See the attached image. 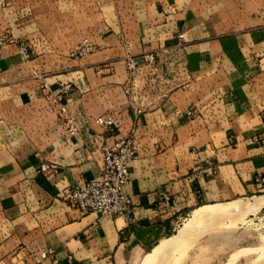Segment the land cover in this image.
Returning a JSON list of instances; mask_svg holds the SVG:
<instances>
[{"label": "crops", "instance_id": "obj_1", "mask_svg": "<svg viewBox=\"0 0 264 264\" xmlns=\"http://www.w3.org/2000/svg\"><path fill=\"white\" fill-rule=\"evenodd\" d=\"M257 24L221 41L185 39L171 12L163 14L161 28L135 24L126 35L134 55L158 51L169 64L166 54L182 48L174 62H181L183 72L160 79L156 95L139 81L153 75L129 78L120 71L125 61L116 35L98 36L97 53L73 73L83 83L61 93L57 81L42 91L56 100L48 103L46 135L16 151L0 138V264H34L33 255L43 252L49 257L42 264H132L195 209L263 195L264 16ZM128 86L131 96L123 93ZM61 106L89 118L78 135L66 134ZM20 108L31 117L13 126L38 129L40 107ZM187 110L198 115L177 114ZM105 115L114 118L113 129L93 122ZM9 122L0 127L12 128ZM131 133L139 148L125 187L132 200L129 219L71 208L65 193L99 177L100 145ZM165 193L170 203L158 208Z\"/></svg>", "mask_w": 264, "mask_h": 264}, {"label": "rangeland", "instance_id": "obj_2", "mask_svg": "<svg viewBox=\"0 0 264 264\" xmlns=\"http://www.w3.org/2000/svg\"><path fill=\"white\" fill-rule=\"evenodd\" d=\"M168 12L177 14L185 39L221 41L257 27L264 16V0H4L0 3V39L23 41L32 53L30 61H23L15 45L0 43V123L10 121L12 126L0 127L1 142L5 141L16 151L19 146L29 147L31 144L24 143H30L32 137L38 140L46 135L52 115L48 111L51 106L42 94L44 85L55 86L59 81L58 87L70 86L69 90H74L83 83V76L79 79L73 73L83 71L79 69L83 68V62L98 51L96 48L86 57L70 58V51L83 39L95 45L101 34L116 35L119 53L124 57L126 35L134 25L148 22L161 28L163 14ZM180 51L181 47L166 54L169 64L158 51L152 52L154 66L143 64L138 73L143 78L153 75L144 84L139 79L142 90L156 95L160 92V79L178 77L183 72L181 62H174ZM120 71L127 74L125 62ZM20 107H40L38 129L13 126L17 122L25 123L22 116L31 117L30 112H22L26 108ZM249 201L231 202V206ZM190 216L191 213L184 216L168 237L177 235ZM151 249L132 264H139ZM240 250H244L243 256ZM237 253L241 256L234 264H264V208L256 214L227 213L201 221L186 232L177 250L165 255L158 264H226Z\"/></svg>", "mask_w": 264, "mask_h": 264}, {"label": "built area", "instance_id": "obj_3", "mask_svg": "<svg viewBox=\"0 0 264 264\" xmlns=\"http://www.w3.org/2000/svg\"><path fill=\"white\" fill-rule=\"evenodd\" d=\"M4 0H0L3 3ZM178 44L183 41V34L177 35ZM2 44L15 45L20 58L23 61H30L32 53L26 43L13 39H0ZM125 56L124 61L129 78H134L138 75L143 64L154 66L155 58L152 53L136 56L132 53L130 45L124 43ZM96 50L88 39L83 41L73 50L69 56L73 59L86 57ZM46 87V85H44ZM70 86L62 87L61 93H66ZM126 96H131V86L123 89ZM48 102H55V97L47 94ZM60 118L63 120L65 132L69 137L78 135L84 123L89 121V118L83 114L73 115L65 106H61L58 110ZM178 115H183L188 118L198 115L196 110H187L185 112L177 111ZM93 122L100 128L109 130L115 126V120L111 115L97 117ZM139 145L136 142L134 133L126 137L118 138L111 146L100 145L99 152L101 157V167L99 177L95 180L86 181L78 186L69 189L64 195V201L73 209L80 213H95L101 218H124L129 219L132 211V200L125 193V187L130 180V163L136 158ZM47 166L41 165V170L45 171ZM212 173L215 172L211 169ZM261 184H264V175L259 179ZM170 203L169 194H162L157 201V207L163 208ZM49 257V253H38L33 255L34 264H42Z\"/></svg>", "mask_w": 264, "mask_h": 264}, {"label": "bare ground", "instance_id": "obj_4", "mask_svg": "<svg viewBox=\"0 0 264 264\" xmlns=\"http://www.w3.org/2000/svg\"><path fill=\"white\" fill-rule=\"evenodd\" d=\"M251 201L231 206V203L215 204L195 209L184 227L177 235L162 239L149 252L140 259L139 264H158L165 255L176 251L186 237V232L201 221L209 218H219L227 213H250L256 214L264 208V195L250 198ZM235 203V201H234ZM240 250L239 254L244 255ZM232 254L226 264H234L241 255Z\"/></svg>", "mask_w": 264, "mask_h": 264}]
</instances>
